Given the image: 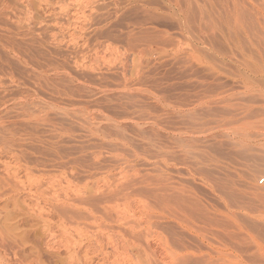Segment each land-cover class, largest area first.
Wrapping results in <instances>:
<instances>
[{
    "label": "rangeland",
    "instance_id": "rangeland-1",
    "mask_svg": "<svg viewBox=\"0 0 264 264\" xmlns=\"http://www.w3.org/2000/svg\"><path fill=\"white\" fill-rule=\"evenodd\" d=\"M125 8L0 0V264H264L262 98L168 16L154 10L149 41ZM192 166L234 175L244 196ZM159 167L194 190L195 229L148 214Z\"/></svg>",
    "mask_w": 264,
    "mask_h": 264
},
{
    "label": "bare ground",
    "instance_id": "bare-ground-1",
    "mask_svg": "<svg viewBox=\"0 0 264 264\" xmlns=\"http://www.w3.org/2000/svg\"><path fill=\"white\" fill-rule=\"evenodd\" d=\"M118 1L120 4H123L126 7L125 9L128 8L127 10H129V11L134 10V11H136V13H137V11H141L144 14L141 18L142 20H139V21L137 20L138 21V23H137L138 29H137V32L135 31L142 39H144V40L149 39V41H150V39H152V40L154 39L153 38L154 35H152V33L150 34V32H149L150 30L149 31L147 30V29H149V27L145 28V25H147L149 23L148 22L149 20L156 18L155 16H157V15H154L153 12H155V11L160 12V13L164 14L165 16H168V19L171 18L176 23L175 28L177 26L178 27L177 30H180V31L185 32V33H192L191 35H195V39H197L200 42V44L205 43V45L207 44L206 47L209 46V48H211V59L210 60L214 61L213 65L221 66V64H222L223 66H229V65L234 64V71H231V73H233L235 75V77L239 80L243 89L246 90L247 92L249 91V97L248 98L250 100H252L254 96L251 94V92L253 90H256L257 95L262 98L263 103H264V0H118ZM131 14H132V12H131ZM159 17H161V16H159ZM172 20H171V22H172ZM151 29H155V28L151 27ZM193 33H195V34H193ZM181 35H183V33ZM159 39H160V37H159ZM167 41H168V39H167ZM149 43H152V42H149ZM261 43L263 44V47L260 45ZM193 47L196 48L194 46V44H193ZM249 49H251V50H249ZM186 56H187V54H186ZM191 58H190V60H191ZM192 63H194V61ZM196 63H199V62H196ZM220 68L222 69V67H220ZM218 74H221L220 71L218 69L214 68L211 64V82L214 83V84L211 83V87L216 85L215 81L218 80V77L215 75H218ZM229 75H230V73H229ZM255 86H256V88L253 89V87H255ZM218 98H221V97H218ZM222 98H223V96H222ZM227 99L228 98H226V100ZM0 102H1V99H0ZM1 105H2V102H1ZM172 111H174V110H172ZM174 112H172V113H174ZM181 112H183V111H181ZM185 114H186V112H185ZM179 137H180V135H179ZM179 137L178 138L176 137V138L179 140ZM180 138L182 139V136ZM189 140L190 139H188V141ZM191 140H190V142H191ZM188 141H186V144L188 143ZM127 142H129V141H127ZM192 143H193V140H192ZM180 145H181V143H180ZM189 145H190V143H189ZM192 145L193 144H191L190 146H192ZM181 146L183 147V145H181ZM195 147H196V145H195ZM188 148L190 149L192 147H187V149L186 148L185 149L189 150ZM183 149H184V147H183ZM193 150H194V147L192 149V154L196 153V151L194 150V152H193ZM180 151L182 154L183 153L182 150H180ZM190 151H189V154L187 153L188 156L191 153ZM183 154H186V153H183ZM192 154H191L192 158H194L195 156L196 157L198 156L197 153H196L197 155H195V154L192 155ZM203 155H205V154H203ZM203 155H201V157H202V158L200 157L201 159H203ZM181 156H184V155H181ZM164 158H166V156H164ZM164 158L162 159L163 161L165 160ZM179 158H177V159H179ZM185 158L184 159L182 158L183 161L180 158L181 161H179V162H182L184 166L187 165L184 162ZM200 158H199V161H196L195 159H194L195 161L192 160L193 166H194V162H195V166H196V164L201 166L200 165V161H201ZM170 159H173V160H171L170 164L172 163V161L176 160L172 157H167L166 161L167 160L170 161ZM188 160H191V159H188ZM209 160L211 162V159H208L207 160L208 163L206 162V164L210 163ZM204 161H203V166L205 165ZM176 162H178V161H176ZM173 163H175V162H173ZM201 163H202V161H201ZM160 164H162V163H160ZM167 164H169V163L167 162ZM167 164H165V165H167ZM175 164H174V166H175ZM190 164H188V165H190ZM154 165L156 166V163H154ZM178 165H180V163ZM173 167H171V168H173ZM196 167H195V169L193 167L194 172L191 171L192 170L191 168L189 171H191L195 175L197 174L199 176L197 178H199L200 182L202 181V183H204V185H206L209 190L217 191L218 193H220L222 195L224 194L225 196H227L228 198H231V199L238 198L239 196H242V195L244 196L245 193L241 190L242 188L240 189L241 183L237 184V182L239 180L236 181V179L234 180L232 178L234 175L229 176V175L225 174L224 176L218 177V176L211 175L210 171H208L209 172L208 173L207 171L202 170L201 167L200 168L198 167L197 169H196ZM206 167H207V165H206ZM187 169H189V168H187ZM159 170L161 172L163 169L159 167ZM166 171H168V170H166ZM166 171L161 172V173L165 177L168 176L167 178H164L163 175H162L163 177L160 176L161 174H158L159 175L158 176V175H156L157 173H155V175H156L155 176V175H153L154 174L153 173V174H150V175H153L152 179H151L152 176L149 177L150 182H149V179H147L148 182L151 183L153 186V189H152L153 193L152 194H153V198L155 199L156 204L154 203L155 205H151L148 207L145 205V208L149 212L148 213L149 215H151L150 212H153V214L158 216V217L168 218V219L175 221L176 222L175 224H177L178 226H180L181 228H183L185 230L195 229L196 227H195V224L192 220H194L196 218V216H193L195 214H194L191 206L195 202V200L197 202V199H193V197H191V195L189 193L190 188L185 187V186H187V185H185V182L182 185H181V183L180 184L178 183V185H172V182L176 181V179H173L172 177L171 178L174 181L171 180L172 182L171 181L167 182V179L170 176ZM160 172H158V173H160ZM145 175H147V174H145ZM237 175H239V177H240V175H242V174H240V172H239ZM143 177L144 176H142L140 178L143 179ZM239 177L237 178L235 176V178H237V179H240ZM241 178H243V177H241ZM164 179H166V181ZM193 179H195V178H193ZM244 179H246V178H244ZM262 181H263V179L259 180V182H262ZM178 182H180V181L178 180ZM239 182H241V180ZM132 183H133V181H132ZM135 184H138V183H135ZM175 184H177V183H175ZM237 185H239V186H237ZM152 186H149V187H152ZM91 191H93V190L91 189ZM91 191H89V192H91ZM193 191L194 190L192 189V191H191L192 194H193ZM257 194H259V193H257ZM260 195H263V194H260ZM260 195H257V196H260ZM260 197L264 198L263 196H260ZM207 204H208V202H207ZM104 207L103 208L100 207V208H102L104 211H106L107 209L105 210ZM194 207H196V205H194ZM107 212L108 211H106L104 213V215ZM101 216H103V215L101 214ZM94 217H93V219H94ZM162 242L165 243L164 240H162ZM168 250H169V248H168ZM178 250H180V249H178ZM177 251H174V252L176 253ZM179 252H181V250ZM176 254H178V253H176ZM176 254H175V256H176ZM182 256H180V257H182ZM185 256H183V257H185ZM186 257H188V256H186ZM170 258H171V254H170ZM173 258L174 257H172V259ZM175 259H176V257H175ZM180 260H182V259L180 258ZM172 261H174V259ZM184 261H186V260H184ZM182 264H187V263L183 262Z\"/></svg>",
    "mask_w": 264,
    "mask_h": 264
}]
</instances>
